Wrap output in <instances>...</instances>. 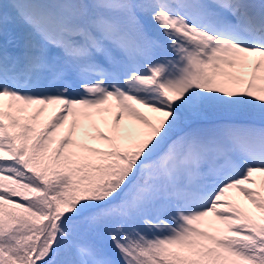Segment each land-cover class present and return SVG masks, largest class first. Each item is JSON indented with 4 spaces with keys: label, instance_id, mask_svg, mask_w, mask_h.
Returning a JSON list of instances; mask_svg holds the SVG:
<instances>
[{
    "label": "snow or ice",
    "instance_id": "obj_1",
    "mask_svg": "<svg viewBox=\"0 0 264 264\" xmlns=\"http://www.w3.org/2000/svg\"><path fill=\"white\" fill-rule=\"evenodd\" d=\"M0 7V264H264V0Z\"/></svg>",
    "mask_w": 264,
    "mask_h": 264
},
{
    "label": "rangeland",
    "instance_id": "obj_2",
    "mask_svg": "<svg viewBox=\"0 0 264 264\" xmlns=\"http://www.w3.org/2000/svg\"><path fill=\"white\" fill-rule=\"evenodd\" d=\"M11 2H12V0H0V5H6V4H9ZM2 11H3V8L0 7V12H2ZM15 30H16V25L14 24L13 21L9 20L8 26H7V32H8L7 40H12L14 38ZM5 42H6V40H5L4 35L2 33H0V44H3ZM9 47L11 49V45Z\"/></svg>",
    "mask_w": 264,
    "mask_h": 264
}]
</instances>
